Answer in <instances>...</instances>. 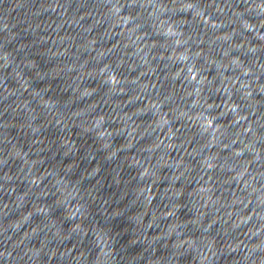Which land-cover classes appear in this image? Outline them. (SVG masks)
I'll return each mask as SVG.
<instances>
[{
  "label": "water",
  "instance_id": "obj_1",
  "mask_svg": "<svg viewBox=\"0 0 264 264\" xmlns=\"http://www.w3.org/2000/svg\"><path fill=\"white\" fill-rule=\"evenodd\" d=\"M0 264H264V0H0Z\"/></svg>",
  "mask_w": 264,
  "mask_h": 264
}]
</instances>
